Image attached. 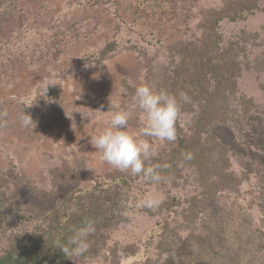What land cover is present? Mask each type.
Returning a JSON list of instances; mask_svg holds the SVG:
<instances>
[{
  "label": "trees",
  "instance_id": "trees-1",
  "mask_svg": "<svg viewBox=\"0 0 264 264\" xmlns=\"http://www.w3.org/2000/svg\"><path fill=\"white\" fill-rule=\"evenodd\" d=\"M188 1L127 0L135 21L144 19L160 27L178 18L181 5ZM258 11H264V0H224L200 8L190 35L177 36L165 45L166 60L159 53L147 57L145 68L153 86L145 96L133 99L138 109L127 113L142 129V150L129 155L130 164L97 176L81 155L74 160L63 155L50 158L52 185L37 195L58 202L33 224L10 231L0 248V264H73L77 258L80 264H184L177 255L179 245L203 230L202 216L216 197L238 189L243 180L231 167L232 156L241 158L243 153L231 149L212 129L214 124L228 122L242 132L264 115L255 96L241 87L244 72L264 71V49L245 30L226 31L227 25H237ZM86 32L82 19L48 27L41 20L30 21L25 13L0 11V77L28 59L58 58L64 39H79ZM115 47L114 41L108 42L103 58ZM49 107V100L42 99L40 113L46 118L53 113ZM98 107L126 114V108ZM154 144L157 147L151 148ZM20 168L15 183L22 197L28 174ZM135 179L148 181L152 188L144 189L152 193L138 213L124 215L113 209L114 197L99 208H94V197H85L91 192L111 198L116 182L131 196ZM136 215L153 223L138 244L118 236L113 224L121 217L124 226L131 225ZM261 221L258 233L264 239Z\"/></svg>",
  "mask_w": 264,
  "mask_h": 264
},
{
  "label": "rangeland",
  "instance_id": "rangeland-1",
  "mask_svg": "<svg viewBox=\"0 0 264 264\" xmlns=\"http://www.w3.org/2000/svg\"><path fill=\"white\" fill-rule=\"evenodd\" d=\"M223 1L190 0L181 5L178 18L160 27L144 19L135 21L127 0H0V11L25 13L30 21L41 20L48 27L82 19L87 30L79 39H64L58 58L28 59L0 77V248L10 231L39 220L49 206L57 204L58 200L37 195L52 185L50 158L63 155L74 160L81 155L94 176L130 164L129 155L142 150L144 139L141 127L134 125V115L127 113L138 109L133 99L145 96L153 86L145 59L159 53L166 60L168 41L188 37L197 25L199 9ZM241 29L256 36L253 43L264 49V11L226 26L228 33ZM111 41L116 43L115 50L103 58L101 52ZM244 74L241 87L264 110V71ZM42 99L49 100L53 110L49 118L40 113ZM98 106L126 108V114ZM256 118L242 132L228 122L212 128L231 149L243 153L241 158L232 156L231 166L243 180L238 189L216 197L202 216L203 230L179 245L177 255L184 264H259L264 258V239L258 233L264 219V115ZM20 167L28 174L22 197L15 183L21 177ZM30 183L38 189L33 191ZM131 184V196L116 182L111 198L91 192L85 197L96 199L94 208L112 203L114 197L113 209L124 215L138 213L152 193L144 189L152 188L146 180L135 179ZM118 218L119 222L113 221L116 233L129 243L138 244L153 225L140 215L125 226ZM73 264H80L79 258Z\"/></svg>",
  "mask_w": 264,
  "mask_h": 264
}]
</instances>
